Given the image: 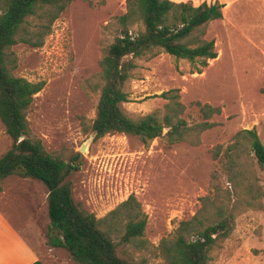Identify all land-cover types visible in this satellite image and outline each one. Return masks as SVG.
Here are the masks:
<instances>
[{"label": "rangeland", "instance_id": "1", "mask_svg": "<svg viewBox=\"0 0 264 264\" xmlns=\"http://www.w3.org/2000/svg\"><path fill=\"white\" fill-rule=\"evenodd\" d=\"M231 1L223 6L221 19L204 26L200 38L214 40L217 54L207 66L158 51L134 59L122 87L127 99L120 108L133 120L149 114L162 119L168 100L161 94L172 89L179 92L185 107L180 118L189 126L204 121L196 102L220 107L221 113L207 120L216 125L200 133L196 145L169 143L166 128L146 142L122 133L94 137L91 124L103 85L99 60L119 34L114 17L126 12L125 0H73L40 47L18 42L9 49L14 76L45 83L27 110L28 137L65 162H75L79 155V170L66 178L74 202L102 218L133 195L147 215L148 247L118 248L130 264H164L157 249L160 240L200 209L202 197L213 195L215 176L222 189L229 187L221 162L212 156L215 146L225 149L243 129H254L264 145V0ZM23 26L32 34L41 27L35 18ZM142 30L140 22L129 27L132 35ZM11 144L0 122V157ZM253 169L263 193L261 208H245L236 216L233 231L211 249L207 264H264V171L256 165ZM1 187L0 210L38 259L75 264L64 249L45 244L50 220L43 183L14 175ZM119 235L112 236L115 242Z\"/></svg>", "mask_w": 264, "mask_h": 264}, {"label": "trees", "instance_id": "2", "mask_svg": "<svg viewBox=\"0 0 264 264\" xmlns=\"http://www.w3.org/2000/svg\"><path fill=\"white\" fill-rule=\"evenodd\" d=\"M72 1L0 0V122L12 141L0 157V193L1 183L9 176L40 181L47 189L48 247L64 249L75 264H130L118 254L119 246L148 247L144 239L147 215L140 203L130 195L105 216L96 218L74 202L66 178L79 170V155H75V162H65L49 155L40 140L28 137L27 110L45 83L12 74L15 61L10 47L18 42L40 47L51 24ZM125 6L126 12L114 17L119 34L102 50L99 60L103 85L91 124L95 139L122 133L146 142L160 137L166 128L169 143L196 145L199 134L216 125L207 120L219 115L220 107L196 102L204 121L189 126L180 118L185 107L179 101V92L172 89L161 94L168 100L162 119L149 114L133 120L120 108L127 99L122 87L135 67L133 60L158 51L207 66L217 57L214 40L200 37L208 22L222 18L223 5L218 1L194 6L191 1L125 0ZM29 18L41 25L35 34L23 26ZM139 22L143 30L130 34L129 27ZM212 156L221 162V173L229 187L222 189L215 176L213 195L202 197L200 209L180 221L172 235L160 240L157 249L164 264H207L211 249L233 231L236 216L245 208H261L263 193L253 167L264 171V145L255 130L238 131L225 149L215 146ZM119 233L115 242L112 236ZM33 264L50 263L38 259Z\"/></svg>", "mask_w": 264, "mask_h": 264}, {"label": "crops", "instance_id": "3", "mask_svg": "<svg viewBox=\"0 0 264 264\" xmlns=\"http://www.w3.org/2000/svg\"><path fill=\"white\" fill-rule=\"evenodd\" d=\"M173 2H198L205 0H170ZM218 1L224 7L231 3V0ZM200 3V4H201ZM223 16V13H222ZM38 260V255L21 236V232L4 216L0 210V264H33Z\"/></svg>", "mask_w": 264, "mask_h": 264}, {"label": "bare ground", "instance_id": "4", "mask_svg": "<svg viewBox=\"0 0 264 264\" xmlns=\"http://www.w3.org/2000/svg\"><path fill=\"white\" fill-rule=\"evenodd\" d=\"M217 45V44H216ZM218 49V48H217ZM217 53H219V52H217ZM198 75V74H197Z\"/></svg>", "mask_w": 264, "mask_h": 264}, {"label": "water", "instance_id": "5", "mask_svg": "<svg viewBox=\"0 0 264 264\" xmlns=\"http://www.w3.org/2000/svg\"><path fill=\"white\" fill-rule=\"evenodd\" d=\"M23 137L20 138V140L22 139Z\"/></svg>", "mask_w": 264, "mask_h": 264}]
</instances>
